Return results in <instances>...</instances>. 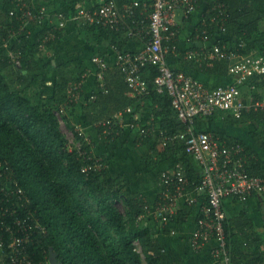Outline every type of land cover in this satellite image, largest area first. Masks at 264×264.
Masks as SVG:
<instances>
[{"label": "trees", "instance_id": "16d2710c", "mask_svg": "<svg viewBox=\"0 0 264 264\" xmlns=\"http://www.w3.org/2000/svg\"><path fill=\"white\" fill-rule=\"evenodd\" d=\"M27 1L32 4L31 0ZM210 1L211 6H214L216 0ZM49 2L53 10L46 16L44 25L37 20L32 21L41 28L34 45L12 47L13 53L22 64L16 75L12 72L15 83L10 81L9 74L6 73L13 65L6 45L17 36H21L22 42L28 39V35L24 34L27 21L11 15L17 0H4L3 9L0 11V162L11 166L16 182L25 192L24 199L15 205L19 217L23 219L29 217V225L35 226L39 222L47 229V233L34 231L31 241L26 242L31 260L33 259V264H166L165 247L147 225L151 210L148 201L129 190L125 176L108 175L109 159L103 155H95L92 152L94 143L92 141L87 143L85 136H80L73 123L77 96L81 92L79 83L83 81L82 73L79 72L80 66L72 61L56 63L53 53L44 57L39 56L40 51L45 49L53 51L62 44L64 32L58 30L62 16L73 15L84 1L49 0ZM226 3L231 18L225 29L221 30L214 21V25H211L210 18L217 14L215 10L207 17L211 25L209 26L211 37L215 32L234 36L237 40L235 48L242 43L244 44L242 52L245 54L252 52L256 56H264V32L260 30L264 21V0H226ZM41 4L44 2L37 5ZM31 8L36 10V14L39 13L40 7L33 5ZM125 27L122 25L117 31L98 25L79 29L82 34L84 31L88 34L97 33L100 38H110L112 43L117 44L122 50L125 39L132 38L125 34L127 32L124 30ZM50 32H55L56 38L46 41V47L40 50L41 40L44 41ZM223 40L226 42V39L220 41L224 43ZM48 55L51 57L47 59ZM53 67L54 90L49 97L46 82L50 76L46 72ZM106 71L108 84L105 83V86L111 88V91L109 88L107 92L100 89L90 105L93 110L98 106L101 108V116L94 120L99 121L97 124L99 137L110 143L118 139L124 129L120 124H115L112 134H107L102 122L113 118V111L133 105L135 101L126 103L125 99L119 97L124 96L128 89L121 69L115 66ZM205 72L210 75L229 76L228 62L216 60L213 66L205 69ZM144 73V78L150 82L151 90L145 99L155 106L154 115L160 120L162 130V135L159 134L155 138L149 153L144 156L147 170L153 172L164 162L176 158L177 163L186 170L187 177L198 184L202 179L201 169L196 160L186 152L184 141L174 139L163 145L166 137L183 132L186 125L174 110L169 94L157 93L155 90L153 80L159 74L157 69L148 66ZM116 82L121 85L120 88L116 86ZM76 85H78V88L74 89L76 97H71L69 91ZM263 85L262 82L260 86ZM64 105L67 107L64 116L66 126L74 132L75 141L82 142V150L87 156L90 155L93 160L101 159L105 165L104 169L92 168L87 172L83 171L85 166L93 165L94 161L87 160L77 148H69V140L63 133V125L56 114ZM257 114L252 113L248 118H257ZM204 119L239 124L237 118L223 111L207 118H198L197 126ZM215 136L230 143L242 144L250 157V173L264 177L257 152L252 151L241 140L228 139L219 134ZM254 137L258 145L264 148V131L259 129L254 133ZM152 140H154L152 137L143 138L138 135L136 145L144 146ZM120 201L127 208L126 215L117 206ZM4 206L8 207V204ZM193 208L185 205L179 210L178 215L172 218L169 225H163L165 230L168 232L172 226L184 224ZM4 220L7 224L13 225V218L8 216ZM226 225L227 222L225 229L234 253L233 259L237 260L239 257L237 252L242 251L233 243L234 234ZM0 235L6 242V248L0 251V264H12L7 246L13 236L1 226ZM17 235L23 236L22 233ZM255 241L256 246L260 247L264 243V235L260 234L259 241L258 236ZM138 242L141 244L142 252L138 251L136 245ZM51 252L56 255V263L51 261ZM246 254V264L264 262V251L259 248L253 252L246 251Z\"/></svg>", "mask_w": 264, "mask_h": 264}, {"label": "built area", "instance_id": "2783aa9c", "mask_svg": "<svg viewBox=\"0 0 264 264\" xmlns=\"http://www.w3.org/2000/svg\"><path fill=\"white\" fill-rule=\"evenodd\" d=\"M201 0H153L149 22H146L147 29L143 32L137 29V23L133 18L134 10L142 5L135 2L132 5H125L120 8L115 0H108L96 8H80L70 17L62 16L58 30H65L68 23L74 26L98 25L110 29L119 30L122 25L126 26L124 20L133 18L134 25L127 30L129 37L145 38L144 48L132 53L117 49V64L122 68L129 88L138 95H149L150 82L144 78V70L148 66H153L159 74L153 80L157 93H168L172 100V106L177 112L179 119L186 125L183 132L172 137H166L164 145L169 140L180 139L184 141L186 152L198 163L202 179L198 184L193 183L186 175V170L179 165L172 173H165L162 177V190L160 197L154 208V217L161 221L162 225H169L172 218L178 215L179 206L186 197L189 206L199 204L198 194L206 197V202L201 203L199 217L196 228L192 235V246L199 251L206 243L217 236L222 246L225 245V221L224 202L228 198H244L257 193L264 194V177L251 174L248 169V161L243 153V148L237 146L230 150L224 149L214 136L205 130H197V119L207 118L216 112L223 111L233 114L237 118H242L245 113L264 111V56H256L252 52L245 54L242 52L244 44H240L236 50L226 48L222 45H215L208 52L201 53L196 49L188 48L184 52L178 46L171 44L177 37L174 27L177 25L178 12L185 17L192 16L198 9ZM17 0L11 15L19 16L23 20L32 22L37 20L42 25L46 22L49 9L39 3V0ZM36 5L39 13L31 6ZM145 9V7L143 6ZM213 10L216 15L213 21L225 29V22L230 18L225 0H216ZM35 12V13H34ZM126 28V27H125ZM55 32L47 34L45 40H41L39 49L46 47L49 40L55 39ZM47 41V42H46ZM46 42V43H45ZM7 46V45H6ZM184 54L187 61L195 62L200 67L213 66L216 60H228L229 75L233 78V83L215 88L208 87L203 81L183 71L176 70L169 62V57ZM13 64L21 65L19 58L9 52ZM96 65V77L101 90L107 92L105 86V72L108 64L105 58L93 57ZM69 93L71 97H76L74 89ZM78 97V96H77ZM92 99H96L95 96ZM67 107L64 105L56 114L62 125H66L64 116ZM128 113L132 109L127 110ZM119 113L115 117L105 120L102 125L106 127V133L112 134L115 124H121ZM80 136H85L82 130L77 129ZM148 129L142 128L141 134L146 135ZM73 136L76 139L74 132ZM85 141L90 143L89 137L85 136ZM74 139V141H75ZM82 142H76V148L87 160L94 161L93 165L85 166L84 172L92 168L102 170L105 168L101 159L95 160L86 155L82 150ZM94 158V157H93ZM25 192L16 182L14 171L8 163L0 162V226L12 234V240L8 244L10 260L12 264H33L28 253L26 242L31 241L34 231L47 233V229L39 222L35 226L28 224L29 217L20 218L16 203L24 199ZM8 204V207L4 205ZM151 209V208H150ZM13 218L12 224H7L3 219ZM144 217V216H143ZM175 229H171V234H176ZM22 233L23 236H18ZM6 242L0 235V251H4ZM223 247L216 249V254L225 256V260L220 264L229 263V257Z\"/></svg>", "mask_w": 264, "mask_h": 264}, {"label": "crops", "instance_id": "0c3cea01", "mask_svg": "<svg viewBox=\"0 0 264 264\" xmlns=\"http://www.w3.org/2000/svg\"><path fill=\"white\" fill-rule=\"evenodd\" d=\"M84 2L80 4V8H96L102 3L108 0H83ZM120 8L125 5H132L135 2H139L142 6L139 9L134 10L133 18L137 23V29L145 31L148 27L146 22H149V16L151 14V6L153 0H115ZM44 2L49 12H51V5L49 0H39V3ZM226 3V0H225ZM227 4V3H226ZM4 0H0V11L3 9ZM145 7V9L143 8ZM213 5L211 6L210 0H201L198 9L190 17H185L182 13L178 12L177 15V25L174 30L177 32V37L175 41L171 44L178 46L179 50L184 52L188 48L196 49L201 53L208 52L215 45H222L226 48L236 50L235 42H237L234 36H228L227 34L221 32H215V35L211 37L209 32V26L214 25L213 17L210 18L211 25L208 22V16L211 13ZM227 10L230 12L229 7ZM71 15V14H70ZM124 20L123 24L126 22V28L124 30L129 31V29L134 25L132 19ZM231 18V12H230ZM230 18L225 22V27ZM218 27L222 30L221 25L216 23ZM102 28L108 29V27ZM82 28L80 26H74L72 23H68L65 30H63L64 41L62 44L58 45L56 49L53 50L56 63L64 64L66 62L72 61L77 62L80 66L79 72L82 73L83 81L79 83L80 91L77 105L75 108L74 124L76 129L83 130L84 135L89 137L94 143L92 147V152L95 155L106 156L109 159L107 166V173L111 177H116L123 175L127 178L129 184V190L133 193L139 194L146 198L151 208L148 214L147 225L150 226L152 233L159 240V242L165 247L164 261L166 264H220L225 260L224 255L219 257L216 254V249L223 247L225 253L229 257V263L231 264H246V251L253 252L256 248L264 251V243L260 247L256 246V238L259 235H264V194L257 193L244 198H228L224 202V211L226 213L227 227L230 228L231 232L234 234L233 243H236L242 252L239 253L237 260L233 259L234 253L232 247L229 245L227 235L225 236V245L219 242L217 236L211 241L206 243L199 251L195 250L192 246V235L196 228V222L199 217V212L201 209V203L206 202V197L202 194H198L197 198L199 204L193 206L191 214L188 216L184 224L174 225L171 229H175L177 232L175 235L171 234V229L167 232L165 226L162 225L156 217H154V208L157 200L160 197L162 190L161 181L165 173H172L179 167L180 163H177L176 158H172L163 164H161L155 171L149 172L147 170V165L144 160V156L147 155L155 142V138L161 134L160 120L154 115L155 106L148 100L145 99L146 96L138 95V93L133 92L127 82L125 77V83L128 89L126 90L124 96H120L126 100V103L135 101V104L129 105L124 109H118L113 111V117L119 113L122 115L120 117V126L124 129L122 135L110 142H104L98 134L97 124L99 121H95L100 115L101 108L98 106L95 110L91 108L93 102L91 101L98 91H100L99 82L96 77V65L93 62V57L100 56L106 59L108 64V69L118 66L122 73L124 74L122 68L117 64L116 54L118 45L113 44L110 38H100L97 33L88 34L80 33ZM110 29V28H109ZM41 28L34 24V22H28L25 26V33L28 35V39L23 42L20 40L21 36H17L15 42L14 38L11 40L14 45L32 46L36 42L37 34L40 32ZM114 30V29H113ZM120 30V28H119ZM260 30L264 32V24L260 27ZM117 31V30H116ZM126 34V33H125ZM127 38V36H126ZM129 38V37H128ZM125 39V38H124ZM226 39V42L222 43L220 40ZM10 40V41H11ZM123 42V48L121 51H129L132 53H137L141 51L145 46V38H129L125 39ZM231 40V41H229ZM9 41V43H10ZM13 47V46H12ZM120 47V46H119ZM117 48V49H116ZM120 50V49H119ZM227 61L230 65V61ZM169 62L176 70H183L190 73L192 76L203 81L208 87L215 88L219 86H226L233 83V78L229 76H218L210 75L205 72L207 66L202 68L195 62L187 61L184 54L179 56H174L172 54L169 57ZM192 67V68H191ZM197 69V70H196ZM199 69V70H198ZM50 70V71H49ZM50 76L46 82V88L48 89V95L54 90V67L53 69H48L46 74ZM107 74V71L105 72ZM105 74V83L108 84ZM145 73H143L144 75ZM125 75V74H124ZM145 76V75H144ZM117 83V87L120 88L121 85ZM107 87V91H108ZM111 91V88H109ZM132 109L131 113H128V109ZM255 113V112H252ZM252 113H245L242 118H235L239 121L237 123L229 121H218L204 119L202 122L196 125L197 130L209 131L214 138L224 146V149L230 150L231 148L241 146L243 148V153L248 161L250 157L248 153L245 152V148L240 143H230L226 139L223 140L221 137L215 136L216 134L223 135L228 139L241 140L247 144L252 151L257 152L261 159L262 168L264 170V148L260 147L255 140L254 133L259 129L264 131V111L256 112L257 118L249 119V115ZM231 114V113H230ZM102 120V119H101ZM148 129L149 132L144 136L141 134V129ZM138 135L143 138L152 137L154 140L147 145L138 147L136 145V139ZM164 145V143H163ZM186 197L181 201L179 210H181L185 205ZM189 206V205H188ZM226 230V229H225ZM257 241V242H258ZM223 251V252H224ZM253 264V263H251ZM254 264H264L254 263Z\"/></svg>", "mask_w": 264, "mask_h": 264}, {"label": "rangeland", "instance_id": "374dc122", "mask_svg": "<svg viewBox=\"0 0 264 264\" xmlns=\"http://www.w3.org/2000/svg\"><path fill=\"white\" fill-rule=\"evenodd\" d=\"M263 24H264V21H263ZM17 39H19V38L14 37L13 41L15 42ZM13 41L11 40L10 43L9 42L7 43V49L10 52H13L12 51V46H14V42ZM51 53H53V51L51 49H49V50L45 49L43 51H40L39 56L40 57H44L45 55L51 54ZM49 57H51V56L48 55L46 58L48 59ZM21 67H22V64L21 65L13 64L12 67L10 68V70L8 72H6L7 74H9L10 81L12 83H15L13 74L18 73V71H19V69ZM12 72H13V74H12ZM48 96L50 97V95H48ZM92 100L94 101V99H91V101ZM62 130H63V133L65 134V136L67 137V139L69 140V148L70 149H75L76 148V141H74L75 138L73 136V132L66 125H63ZM82 132H83V130H82ZM117 206L120 209V211L123 212V214H125V215L127 214V208H126V206L124 205V203L122 201L118 202ZM136 245L138 246V251L142 252L141 244L138 242V243H136ZM54 256H55V253L51 252L50 258H52Z\"/></svg>", "mask_w": 264, "mask_h": 264}, {"label": "water", "instance_id": "95a60500", "mask_svg": "<svg viewBox=\"0 0 264 264\" xmlns=\"http://www.w3.org/2000/svg\"><path fill=\"white\" fill-rule=\"evenodd\" d=\"M51 261H52L53 263H56V255H55L54 257L51 258Z\"/></svg>", "mask_w": 264, "mask_h": 264}]
</instances>
